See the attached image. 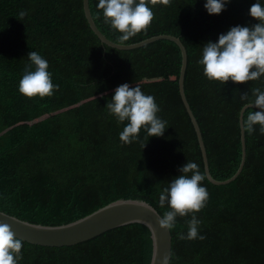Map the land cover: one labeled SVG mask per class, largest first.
Masks as SVG:
<instances>
[{"label": "trees", "instance_id": "trees-1", "mask_svg": "<svg viewBox=\"0 0 264 264\" xmlns=\"http://www.w3.org/2000/svg\"><path fill=\"white\" fill-rule=\"evenodd\" d=\"M138 2V0H137ZM256 0H230L209 14L206 0H170L149 5L154 19L125 44L159 35L181 38L187 49L185 92L197 117L212 175H234L242 158L241 94L264 91V76L247 83L209 80L198 63L202 46L236 25L259 21L249 9ZM264 5V0H260ZM99 0L90 8L99 29L119 42L120 32L105 23ZM27 11L23 20L19 12ZM120 43V42H119ZM49 63L53 95L29 98L19 92L28 53ZM180 47L161 39L122 50L104 44L91 29L83 0H0V210L45 225L86 216L117 199H140L163 216L160 192L188 161L205 175L206 206L195 213L205 239L181 240L186 217L177 216L170 264H264V135L259 125L246 133L247 157L239 176L216 185L205 173L197 133L179 90ZM138 84L155 98L167 121L161 137L141 129L139 140L122 143L124 123L109 114L117 86ZM259 111L253 107L248 112ZM146 146L143 148V145ZM190 175V174H189ZM153 239L142 223L110 229L69 246L23 241L19 264H150Z\"/></svg>", "mask_w": 264, "mask_h": 264}, {"label": "clouds", "instance_id": "clouds-1", "mask_svg": "<svg viewBox=\"0 0 264 264\" xmlns=\"http://www.w3.org/2000/svg\"><path fill=\"white\" fill-rule=\"evenodd\" d=\"M229 2L230 0H206L204 7L209 14H220ZM158 4L169 6L170 0H99L97 7L103 10L105 23L121 33L118 40L122 45L131 37L147 30L154 19L149 5ZM249 14L259 22L251 26H233L227 33H221L218 41H208L202 46V58L198 63L203 66V73L209 80L223 84L231 80L239 84L264 76V5L260 0L251 5ZM18 15L23 20L27 11L21 10ZM28 59L30 63L26 65L19 80V92L29 98L53 95L59 85L53 83L52 73L48 71V61L36 51H30ZM251 91L252 100H249L248 92L241 94L240 98L260 111L248 112L241 130L253 133L255 126L259 125V132L264 135V91L258 87ZM106 108L118 122H127L120 133L122 143L138 141L142 128L149 137H161L168 127L167 121L157 115L160 108L155 98L146 95L138 84L135 87L128 83L117 86ZM145 146L146 144L143 148ZM179 171L181 174L160 192V206L164 207L167 203L170 210L158 217V222L162 228L170 231L176 225L177 216L186 217L191 213V219L186 221L187 234L180 232L177 234L178 238L203 240L205 236L198 233L202 222L195 213L205 207L208 200L209 193L201 183L205 175L192 161L184 164ZM22 247L23 240L13 231L12 226L0 221V264H19L23 259Z\"/></svg>", "mask_w": 264, "mask_h": 264}, {"label": "water", "instance_id": "water-1", "mask_svg": "<svg viewBox=\"0 0 264 264\" xmlns=\"http://www.w3.org/2000/svg\"><path fill=\"white\" fill-rule=\"evenodd\" d=\"M83 7L91 29L104 44L111 47L122 50L134 49L161 39L174 41L180 47L182 53V65L179 76V90L183 103L197 133L206 176L210 182L216 185L227 184L235 180L242 172L246 162V132L241 130L242 158L237 171L233 176L225 180L215 178L210 170L209 159L201 127L185 92V74L188 64V55L187 49L181 41V38L172 34H159L138 42L129 44L124 43L121 45L119 42H115L108 38L99 29L92 15L90 0H83ZM249 107L251 106L247 103L241 108L240 127L244 120L245 111ZM258 110L260 111V109ZM160 216L162 215L159 211L147 201L132 198L114 200L86 216L61 225L34 223L0 210V221L10 224L18 237L22 238L23 241L42 246L74 245L89 240L119 226L130 223H142L150 229L153 239V252L150 264H170L172 256V233L171 230L169 231L160 226L158 222V217Z\"/></svg>", "mask_w": 264, "mask_h": 264}]
</instances>
